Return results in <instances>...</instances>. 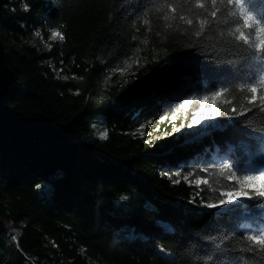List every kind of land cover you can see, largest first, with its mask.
I'll list each match as a JSON object with an SVG mask.
<instances>
[{
	"label": "trees",
	"instance_id": "obj_1",
	"mask_svg": "<svg viewBox=\"0 0 264 264\" xmlns=\"http://www.w3.org/2000/svg\"><path fill=\"white\" fill-rule=\"evenodd\" d=\"M0 39V264H264V0H0Z\"/></svg>",
	"mask_w": 264,
	"mask_h": 264
},
{
	"label": "rangeland",
	"instance_id": "obj_2",
	"mask_svg": "<svg viewBox=\"0 0 264 264\" xmlns=\"http://www.w3.org/2000/svg\"><path fill=\"white\" fill-rule=\"evenodd\" d=\"M57 38L58 37L56 35L51 36L49 41H55L57 40ZM34 41L35 43L39 44V46L42 48L44 52H49L52 49L47 42L43 41L40 35H35ZM51 62L53 63V61ZM216 125H217V120L215 116L212 114L211 111H207L201 118L192 121L188 126L181 128V129L175 128L173 130L174 132L173 134H175L177 137L181 136L182 138L190 140L191 138L199 137L200 135L210 132L213 128L216 127ZM159 130H160L159 127H157L153 129L152 131H149L148 133H146L144 129H141L140 133L145 137H147L148 135L155 136L160 133ZM249 167H250L249 172L259 171V167L256 166L255 164H251L249 165ZM183 179L186 180L189 184H193L196 186H199L202 183L201 179H196L192 177L191 174L185 175ZM247 188L248 190H258L259 189L258 186H254V185H248ZM246 190L247 189L243 188L241 191L228 193L223 203L219 205L209 206L208 208L209 211H213L217 213L225 212L227 210L228 211L231 210V208L233 207L241 205L245 200L248 199ZM261 218H262L261 216H256L257 220H260ZM9 228H11V226H9Z\"/></svg>",
	"mask_w": 264,
	"mask_h": 264
},
{
	"label": "water",
	"instance_id": "obj_3",
	"mask_svg": "<svg viewBox=\"0 0 264 264\" xmlns=\"http://www.w3.org/2000/svg\"><path fill=\"white\" fill-rule=\"evenodd\" d=\"M14 85V74L8 65V57L0 39V121L5 105L11 96Z\"/></svg>",
	"mask_w": 264,
	"mask_h": 264
}]
</instances>
